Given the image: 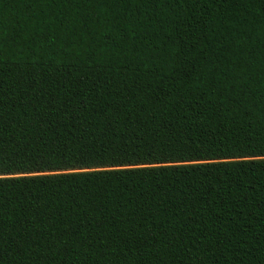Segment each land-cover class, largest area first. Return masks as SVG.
I'll list each match as a JSON object with an SVG mask.
<instances>
[{
	"label": "trees",
	"instance_id": "1",
	"mask_svg": "<svg viewBox=\"0 0 264 264\" xmlns=\"http://www.w3.org/2000/svg\"><path fill=\"white\" fill-rule=\"evenodd\" d=\"M0 264H264V0H0Z\"/></svg>",
	"mask_w": 264,
	"mask_h": 264
}]
</instances>
